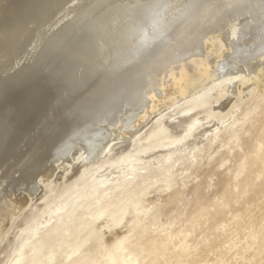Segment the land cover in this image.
Here are the masks:
<instances>
[{"label":"rangeland","instance_id":"1","mask_svg":"<svg viewBox=\"0 0 264 264\" xmlns=\"http://www.w3.org/2000/svg\"><path fill=\"white\" fill-rule=\"evenodd\" d=\"M102 1L0 0V32L11 27L22 38L32 25L29 53L15 59L13 68L30 62L65 15ZM126 1L154 0H110L91 18ZM241 21L238 31L250 23ZM260 31L262 36L264 25ZM171 40L164 43L174 49ZM229 54L221 59L228 64ZM214 62L209 57L211 67ZM169 64L144 86L145 94L151 89L150 100L147 104L145 97L141 111L132 113L136 119L123 121V110L115 126L97 125L104 130L103 149L94 158L84 159L80 147L73 157L47 162L39 175L55 170L52 177H36L28 202L0 232V264H51L52 256L59 264H113L115 256L116 263L125 264H264V84L244 82L262 73L264 54L247 64L249 69L239 64L205 84L201 76L191 79L190 93L146 111L171 82L161 78L175 66ZM141 112L147 116L143 122ZM182 122L183 129L173 130ZM164 131L171 132L170 140L159 137ZM108 236L116 238L110 249L103 245Z\"/></svg>","mask_w":264,"mask_h":264},{"label":"bare ground","instance_id":"2","mask_svg":"<svg viewBox=\"0 0 264 264\" xmlns=\"http://www.w3.org/2000/svg\"><path fill=\"white\" fill-rule=\"evenodd\" d=\"M109 1L65 15L31 55L30 62L18 68H13L14 61L29 53L32 25L22 38L11 27L0 32V232L15 216L14 210L28 202V194L32 195L38 185L36 177L45 181L52 177L55 170L39 175L47 162L75 155L80 147L84 148V159L91 160L103 149L102 129L97 125L115 126L123 110V121L129 122L132 113L144 107L146 99L148 104L146 94L151 89L145 94L144 86L151 83L150 79L155 80L153 75L161 71L163 63L173 62L175 66L162 71L161 78L169 77L171 82L160 99H152L150 108L145 106L151 113L176 96L190 93L194 88L189 86L191 79L201 76L203 83H208L264 54V34L260 33L264 0H154L148 4L126 1L106 7L91 18ZM241 20L250 23L238 31ZM238 34L247 35L250 40L241 41ZM167 39L177 43L176 48L167 46ZM229 52L233 61L228 64L221 59ZM175 53L178 58L173 57ZM211 56L216 61L213 67L208 63ZM261 69L259 76L244 82L255 79L257 84H264V66ZM142 114L138 115L143 122L147 116ZM172 128L180 131L183 122ZM193 135L200 136L201 130H194ZM170 136V131L159 135L168 140ZM15 173L19 174L16 179ZM19 193L27 196L20 197ZM115 241V236H108L103 245L110 249ZM50 259L51 264H59L57 256ZM115 261L116 256L113 264H125Z\"/></svg>","mask_w":264,"mask_h":264}]
</instances>
